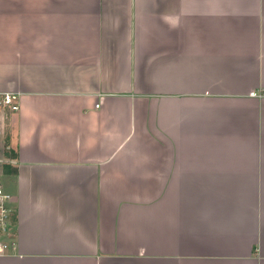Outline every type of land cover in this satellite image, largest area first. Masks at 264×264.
<instances>
[{
	"label": "crops",
	"instance_id": "1",
	"mask_svg": "<svg viewBox=\"0 0 264 264\" xmlns=\"http://www.w3.org/2000/svg\"><path fill=\"white\" fill-rule=\"evenodd\" d=\"M0 95V264H264V0H0Z\"/></svg>",
	"mask_w": 264,
	"mask_h": 264
},
{
	"label": "built area",
	"instance_id": "2",
	"mask_svg": "<svg viewBox=\"0 0 264 264\" xmlns=\"http://www.w3.org/2000/svg\"><path fill=\"white\" fill-rule=\"evenodd\" d=\"M250 96L255 95L250 93ZM16 98L15 95H0V108L8 109L12 112L17 111ZM98 107L99 105L96 104L95 108ZM9 199L10 195L0 186V234L4 236V240L0 242V254H4V251L9 247L6 238L12 234V226L14 224V208L10 206Z\"/></svg>",
	"mask_w": 264,
	"mask_h": 264
},
{
	"label": "rangeland",
	"instance_id": "3",
	"mask_svg": "<svg viewBox=\"0 0 264 264\" xmlns=\"http://www.w3.org/2000/svg\"><path fill=\"white\" fill-rule=\"evenodd\" d=\"M1 109V108H0ZM3 124L2 123H0V133H3ZM4 136V135H3ZM2 137L0 138V159H4V157L6 156V155H8V153L9 154H12L13 153V150H7V141L4 139H2ZM4 142H5V144H4ZM2 162L0 161V164H1ZM3 164V163H2ZM1 180V179H0ZM4 240V236L3 235H1L0 234V242L1 241H3Z\"/></svg>",
	"mask_w": 264,
	"mask_h": 264
},
{
	"label": "trees",
	"instance_id": "4",
	"mask_svg": "<svg viewBox=\"0 0 264 264\" xmlns=\"http://www.w3.org/2000/svg\"><path fill=\"white\" fill-rule=\"evenodd\" d=\"M12 158H13V156H12ZM16 157L14 156V158L13 159H15ZM13 166L11 165V164H3V172L5 173V174H15L16 173V169L14 168H12Z\"/></svg>",
	"mask_w": 264,
	"mask_h": 264
}]
</instances>
